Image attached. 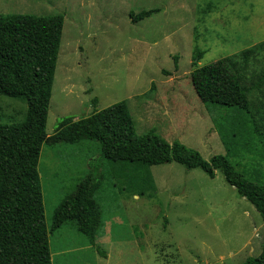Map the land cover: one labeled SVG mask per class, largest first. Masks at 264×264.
I'll return each instance as SVG.
<instances>
[{"label": "rangeland", "instance_id": "obj_1", "mask_svg": "<svg viewBox=\"0 0 264 264\" xmlns=\"http://www.w3.org/2000/svg\"><path fill=\"white\" fill-rule=\"evenodd\" d=\"M147 11L154 13L132 22L131 15ZM0 14L63 17L47 136L63 117L79 120L94 108L125 102L136 135L153 132L206 161L223 155L264 185L260 138L251 133L249 148L227 154L217 128L228 127L233 115L208 110L189 78L196 49L203 67L264 43V0H0ZM263 56L259 51L247 76L264 69ZM25 111L23 99L0 97L1 125L22 122ZM260 117L253 123L264 141ZM37 171L48 230L55 208L78 182L92 171L100 178L95 244L68 221L48 232L51 264H242L261 253L264 220L219 171L211 179L176 163L151 166L154 191L141 194L94 141L43 145Z\"/></svg>", "mask_w": 264, "mask_h": 264}, {"label": "trees", "instance_id": "obj_2", "mask_svg": "<svg viewBox=\"0 0 264 264\" xmlns=\"http://www.w3.org/2000/svg\"><path fill=\"white\" fill-rule=\"evenodd\" d=\"M153 13L131 15L132 22ZM62 30L63 17L59 15L0 14V97L20 98L26 105L22 122L0 124V264H51L48 232L68 221L75 223L90 245L95 244L101 222L95 195L101 185L93 171L62 199L47 229L37 171L43 145L97 142L106 162L119 166L120 178L128 185L133 183V187L136 184L141 194L147 189L154 191L151 166L176 163L186 170L199 169L211 179L219 171L224 181L264 220V185L248 180L223 155L206 161L197 151L176 141L168 143L153 132L136 135L125 102L99 111L94 108L90 116L79 120L63 117L53 134L47 136L46 116ZM263 50L264 43H260L237 56L203 67L196 63L203 52L196 49L193 56L194 69L189 78L199 101L208 110L233 115L228 127L217 128L227 154L232 156L248 145L246 139H251V133L260 138L264 149L263 135L253 123L255 114L260 119L264 116V105L259 101V97L264 98V69L250 77L246 73ZM252 95L254 101L250 99ZM92 101L95 105L96 99ZM125 169L129 173L123 172ZM242 264H264V237L259 256L248 257Z\"/></svg>", "mask_w": 264, "mask_h": 264}]
</instances>
